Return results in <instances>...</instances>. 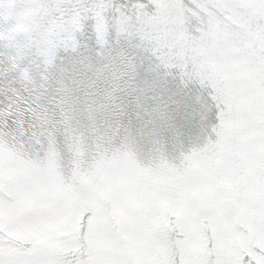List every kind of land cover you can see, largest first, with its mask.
<instances>
[{"label": "snow or ice", "instance_id": "obj_1", "mask_svg": "<svg viewBox=\"0 0 264 264\" xmlns=\"http://www.w3.org/2000/svg\"><path fill=\"white\" fill-rule=\"evenodd\" d=\"M54 13L70 33L109 16L135 30L200 84L215 123L202 146L145 163L129 142L61 147L0 113V264H264V0H55Z\"/></svg>", "mask_w": 264, "mask_h": 264}]
</instances>
